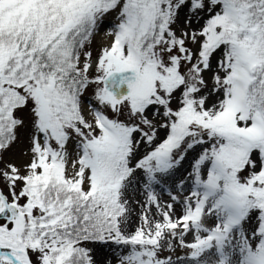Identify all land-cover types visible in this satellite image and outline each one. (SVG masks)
Here are the masks:
<instances>
[{"label":"snow or ice","instance_id":"6c2138e0","mask_svg":"<svg viewBox=\"0 0 264 264\" xmlns=\"http://www.w3.org/2000/svg\"><path fill=\"white\" fill-rule=\"evenodd\" d=\"M105 249L264 264V0H0V264Z\"/></svg>","mask_w":264,"mask_h":264},{"label":"rangeland","instance_id":"374dc122","mask_svg":"<svg viewBox=\"0 0 264 264\" xmlns=\"http://www.w3.org/2000/svg\"><path fill=\"white\" fill-rule=\"evenodd\" d=\"M112 19H113L112 16L106 17V21H112ZM105 31H106V29H102L100 34L97 35L94 38L93 46H92L93 47L94 56H95V51H96L98 45L101 44V43L107 42L108 40L111 39L110 37H106L104 35ZM163 198L165 200L168 199L166 192L163 194ZM212 222H214V220L212 218H210L209 219V223H212ZM103 254L108 255V258L112 259L113 260V264H115V257L120 254V250L119 249H114L111 253H109V250L105 249Z\"/></svg>","mask_w":264,"mask_h":264}]
</instances>
